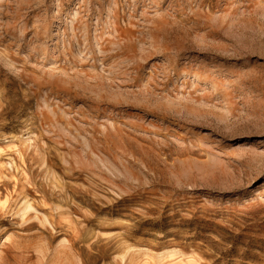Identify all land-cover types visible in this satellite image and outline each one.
Instances as JSON below:
<instances>
[{
    "label": "rangeland",
    "instance_id": "rangeland-1",
    "mask_svg": "<svg viewBox=\"0 0 264 264\" xmlns=\"http://www.w3.org/2000/svg\"><path fill=\"white\" fill-rule=\"evenodd\" d=\"M0 264H264V0H0Z\"/></svg>",
    "mask_w": 264,
    "mask_h": 264
}]
</instances>
